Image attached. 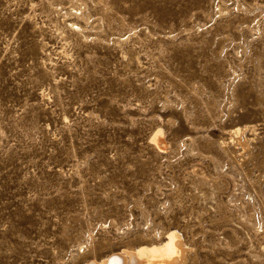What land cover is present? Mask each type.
Masks as SVG:
<instances>
[{"label": "rangeland", "instance_id": "obj_1", "mask_svg": "<svg viewBox=\"0 0 264 264\" xmlns=\"http://www.w3.org/2000/svg\"><path fill=\"white\" fill-rule=\"evenodd\" d=\"M169 228L184 264H264V0H0V264Z\"/></svg>", "mask_w": 264, "mask_h": 264}, {"label": "bare ground", "instance_id": "obj_2", "mask_svg": "<svg viewBox=\"0 0 264 264\" xmlns=\"http://www.w3.org/2000/svg\"><path fill=\"white\" fill-rule=\"evenodd\" d=\"M69 24L71 26L79 25L72 20L69 21ZM247 129L254 130V126L246 124L228 129L229 141L225 139L219 141L231 153L229 156L237 157L236 155H238L234 149L233 151L229 149L230 147L228 148L230 142L241 143L244 150L249 149L250 139L244 137ZM152 135L151 140L156 146L160 149L166 146L163 134L154 133ZM247 154L249 153L247 152ZM233 161H236V158ZM190 251L191 247L186 243L182 233L176 228H169L159 241H147L119 250H112L100 259H96L97 257L88 259L85 264H184Z\"/></svg>", "mask_w": 264, "mask_h": 264}]
</instances>
